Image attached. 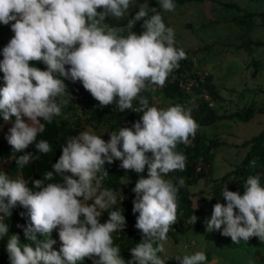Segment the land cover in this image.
Segmentation results:
<instances>
[{
    "label": "clouds",
    "instance_id": "clouds-1",
    "mask_svg": "<svg viewBox=\"0 0 264 264\" xmlns=\"http://www.w3.org/2000/svg\"><path fill=\"white\" fill-rule=\"evenodd\" d=\"M132 3L0 0V24H10L14 33L0 62L4 74L0 114L4 121L15 118L7 140L14 152L24 153L17 159L20 168L36 157L26 151L29 145L35 144L39 154L52 152L49 141L38 136L45 131L41 120L52 123L70 103L65 79L81 82L101 107L115 104L120 112L142 113L132 127L111 131L107 141L90 131L67 138L52 170L35 180L34 188L22 177L0 171V238L9 234L5 219L13 208L27 209L30 218L24 227L29 242L22 243L16 234L7 241L10 264H80L85 258L94 264H166L169 259L162 254L169 232L180 219L178 193L186 182L181 177L173 183L166 177L187 168L186 154L177 149L190 145L200 128L192 115L197 98L192 97L187 107L159 108L150 106L142 95L163 88L188 56L175 46L174 29L161 14L175 11L174 0H158L162 11L140 7L124 26L107 23L130 15ZM142 19L145 31L138 35L132 29ZM126 29L130 30L127 36L122 34ZM31 62H42L46 69ZM116 160L126 171L143 174L147 168L148 173L140 175L132 189L136 194L133 212L139 213L135 227L142 240L131 248L128 262L113 235L123 231L126 217L123 209L110 211L117 195L102 187L109 176L105 165ZM243 187L241 194L227 184L222 186L221 196L227 203L213 206L211 217L204 220L206 231H220L237 244L252 237L264 242V184L260 176L249 175ZM105 211L109 218L101 223ZM197 220L193 214L187 223L194 225ZM57 229L62 242L59 250L51 238ZM175 259L179 264H209L203 251Z\"/></svg>",
    "mask_w": 264,
    "mask_h": 264
},
{
    "label": "trees",
    "instance_id": "trees-1",
    "mask_svg": "<svg viewBox=\"0 0 264 264\" xmlns=\"http://www.w3.org/2000/svg\"><path fill=\"white\" fill-rule=\"evenodd\" d=\"M186 0H174V2H184ZM223 5L227 8L235 7L241 9L240 5L233 1H224ZM142 6H149L150 8L155 7L158 11L160 5L158 0H133V5L129 9V14L122 20L109 19L107 23L112 26H124L127 24L128 19H132L135 16V13ZM166 25H168V19L164 12L161 13ZM151 15V13H150ZM253 15H260L264 17V11L261 12H251L247 11L241 16H233L235 22L240 26H249L247 20H251ZM144 20L137 21L134 25L132 31L136 34H142L145 29L142 26ZM4 30V25L0 24V34ZM130 30L126 29L122 34L127 36ZM253 40V39H252ZM248 42V41H247ZM260 43V41H255ZM3 60V54L0 53V62ZM36 67L41 69H46V65L42 62H31ZM69 67V66H66ZM3 72L0 71V88L4 86L3 81ZM206 87L211 93L212 97L215 100H218L220 96L215 88L211 84V75L206 78ZM67 85V92L70 97V103L62 109V115L54 117L52 123H47L46 121L41 120V123L45 125V131L38 136L39 139H46L52 145V152L48 154H39L38 150L35 147V144L29 145L27 152H31L34 156V160L29 161L23 168L17 164V159L19 156L23 155V152H14L12 146L7 143L6 148L0 149V162L10 156H12L9 163L0 165V171L4 173H12L17 170L21 171V176L25 178L28 182L29 188H34V181L37 179H43V174L49 170H52V165L59 159V156L62 154V145L66 143V139L69 137H74L78 135L84 126L91 127L93 130H99L103 127L104 133H102V138L106 141L110 139L111 131H118L119 126L121 127H132L134 123L141 119L142 113L136 112L133 110H125L124 112L118 111L115 104L109 105L107 107L94 108L91 110L90 115L84 119H74L71 115L72 109L75 107L79 99L91 95L90 92L85 90L82 83L77 81L73 82L70 79L64 80ZM165 91L166 96L174 99L184 101L190 97H196L195 106H193L192 115L199 123L200 128L205 125H209L217 120L222 118H229L233 120H249L255 112H264V105L257 107L256 105L245 106L241 110H235L230 112L219 113L213 105H208L201 96L194 93H187L181 87H179L176 82V78L171 75L165 86L162 88ZM80 94H82L80 96ZM143 96H146L149 100L150 106L155 105L153 95L151 90L145 91L142 93ZM134 104L140 107L138 101H134ZM2 114H0V122L3 120ZM14 117L11 121H5L6 127L8 128L5 133L0 132V145L4 140H7V136L10 134L9 129L13 126ZM200 128L195 136L192 139L190 145H179L178 151H181L187 156V168L185 171L172 172L169 173L166 179H170L173 183H177L179 178H183L186 182V187L181 188L178 193V202H179V214L180 219L178 222L173 225L172 230L169 232L168 236L178 232H185L189 229H198L203 223L207 214L213 211V206L217 202L227 203L226 200L221 196V188L224 184H227L229 190L239 191L241 194L244 192V180L249 175H258L261 178V183L264 184V128L258 133L252 135L251 137L243 140L241 142L242 146H246L247 149L244 152L242 158L237 162L232 169L225 172L220 176H216L213 171V159L217 147L224 143V140L218 134L215 136H206L200 131ZM1 129V127H0ZM106 130L108 131L106 133ZM101 134V133H100ZM8 141V140H7ZM207 163L209 165V172L206 174L201 168ZM121 161L116 160L112 164H106L105 168L109 173V176L102 182L103 188H109L117 192V204L113 206L111 210H121L123 209V214L126 217V221L136 224L137 217L139 213L133 212L134 200L136 194L132 191L135 187L136 182L131 181L123 176L129 174L130 172L135 171H126L120 167ZM147 168L145 169L144 175L147 177ZM232 174V178L228 180L227 178ZM205 177L206 186L208 187L206 193L201 197L202 201L199 205L195 206L192 203V198L188 194V186L194 184L199 178ZM59 177H56V180H59ZM228 180V181H227ZM47 183V181H46ZM38 190V189H36ZM121 194V195H120ZM123 199V200H122ZM122 200V201H121ZM119 201H121L119 203ZM23 214V215H22ZM195 214L198 217L197 222L194 225L187 223V220L190 216ZM21 217L22 228L19 230L18 235L20 239H23L24 243L29 241L26 239L24 234V227L30 222V218L26 217L27 209L17 206L12 209V217H7L5 222L9 226V231L12 230L10 221L13 219V216ZM109 218L108 211H105L100 219L101 223L107 222ZM114 243L119 245L121 248V255L126 262L129 260L124 257L125 252L130 250L129 243H132V246L135 247V244L141 242L142 233L137 228H130L127 231H118L113 234ZM10 235L0 238V264H10L8 252H7V241ZM39 239L41 237L38 236ZM6 239V240H5ZM52 239L56 240V244L53 246H58L60 241L59 231H53ZM176 239V237H175ZM6 241L4 244L3 242ZM125 241V242H124ZM256 242V241H254ZM258 244V243H257ZM262 250L259 246L256 247L254 251L257 256L263 260L264 259V242H262ZM98 259V258H96ZM94 263L93 259L85 258L80 264H91Z\"/></svg>",
    "mask_w": 264,
    "mask_h": 264
},
{
    "label": "rangeland",
    "instance_id": "rangeland-1",
    "mask_svg": "<svg viewBox=\"0 0 264 264\" xmlns=\"http://www.w3.org/2000/svg\"><path fill=\"white\" fill-rule=\"evenodd\" d=\"M224 1H233L242 8H227L222 3ZM175 4L174 12H164L169 22L167 26L174 29L175 46L195 53L200 65L208 69L212 87L220 96L213 107L223 113L241 110L252 104L257 107L264 105V17L253 15L251 20H247L249 26H240L233 18L247 11H264V0H186ZM257 40L260 43L257 44ZM151 93L155 106L159 108L175 104L187 107L192 98L176 101L166 96L162 88H156ZM0 127V132L6 129L4 120L0 122ZM263 128L264 112H255L246 121L222 118L202 126L200 131L206 136L218 134L224 140L215 152L213 173L220 176L232 169L247 149L241 142ZM102 129L103 127L93 130L84 126L81 132L90 131L102 135ZM108 131L106 130V133ZM5 161L8 162L9 159L1 160L0 164L4 165ZM201 169L207 174L209 165L205 163ZM140 175L130 172L123 177L137 182ZM231 178L232 174L227 179ZM207 189L205 177L188 186V194L195 206L201 203V197ZM115 193L117 195V192ZM88 203L91 204L92 201ZM211 214L212 212L208 213L207 218H210ZM135 225L126 221L123 231L136 228ZM11 233L14 234V231ZM175 235H169L165 243L166 252L162 255L169 258L166 264H179L175 259L177 255L192 254L196 251L205 252L209 264H264V259L261 260L254 252L257 246L262 250V242L257 237H252L247 242L241 240L237 244L220 231H206L204 223L198 229H189ZM128 243L130 250L124 253V257L131 261V248L134 246L131 242L127 241ZM61 245L62 242L59 241L58 246H55L57 250Z\"/></svg>",
    "mask_w": 264,
    "mask_h": 264
},
{
    "label": "built area",
    "instance_id": "built-area-1",
    "mask_svg": "<svg viewBox=\"0 0 264 264\" xmlns=\"http://www.w3.org/2000/svg\"><path fill=\"white\" fill-rule=\"evenodd\" d=\"M186 53L188 58L181 61L180 68L174 71L172 75L176 78L179 87L185 92L197 94L207 101L208 105H213L216 100L206 87V78L209 75L208 69L200 65L195 53ZM133 106L139 108L136 104H133ZM94 108H101V106L92 95H89L79 99L72 109L71 115L74 119H84L90 115L91 110Z\"/></svg>",
    "mask_w": 264,
    "mask_h": 264
},
{
    "label": "crops",
    "instance_id": "crops-1",
    "mask_svg": "<svg viewBox=\"0 0 264 264\" xmlns=\"http://www.w3.org/2000/svg\"><path fill=\"white\" fill-rule=\"evenodd\" d=\"M3 24H1L2 26ZM14 33L11 31V25H4V30L1 32L0 34V53L3 54V48L8 44V42L10 41V39L13 37ZM2 119V118H1ZM8 128L6 127V129L3 131V133L6 132ZM7 143L8 141L7 140H4L2 142V144L0 145V149H3V148H6L7 146ZM11 158L12 156L6 158V159H9L8 162L5 161V163H9L11 161ZM5 160V159H4ZM1 163V162H0ZM2 165V164H0ZM1 168V167H0ZM8 175H10L11 177L15 178V177H18V175L20 177L21 176V171L20 170H17L15 172H12V173H8ZM23 178V177H22ZM25 179V178H23ZM26 180V179H25ZM27 181V180H26ZM12 217V216H11ZM26 217H28V215H26ZM21 217L20 215L19 216H16L14 215L13 216V219L10 221V225H11V228L12 230L9 231V235H13V233H11L12 231H14V234L18 235L19 233V230L22 228V222H21ZM57 232V230H54ZM39 237H41V239H43L42 236H40L39 234H37ZM53 235V233H52ZM52 235H51V238H52ZM20 237V236H19ZM6 240V239H5ZM21 240V239H20ZM22 243L23 242V239L21 240ZM4 244L6 243V241L3 242ZM7 246V245H6ZM55 250H57V248H54Z\"/></svg>",
    "mask_w": 264,
    "mask_h": 264
}]
</instances>
